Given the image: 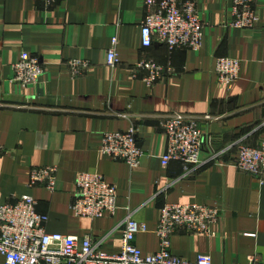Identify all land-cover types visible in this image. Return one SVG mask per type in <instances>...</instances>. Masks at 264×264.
<instances>
[{
    "label": "crops",
    "instance_id": "crops-1",
    "mask_svg": "<svg viewBox=\"0 0 264 264\" xmlns=\"http://www.w3.org/2000/svg\"><path fill=\"white\" fill-rule=\"evenodd\" d=\"M229 6L228 0H197L201 48L170 54L163 45L142 47L146 10L139 0H58L50 10L34 0H0V205L28 195L47 216L48 233L89 236L108 254L121 249L128 212L145 224L134 245L149 254L159 248L163 205L215 206L221 219L214 236L178 231L171 254L190 261L208 255L212 264H245L256 256L264 263V185L234 167L239 146L264 143V0H254L258 21L251 29L224 27ZM114 37L119 63L110 69L105 59ZM23 52L43 69L38 84L25 90L11 82ZM223 57L240 61L231 89L221 87L214 72ZM72 60L89 68L74 78L67 66ZM141 60L170 65L174 74L147 87L146 72L135 70ZM173 115L196 122L203 135L202 164L188 171L178 162L161 165L162 126ZM130 127L142 151L135 169L99 153L103 133ZM45 167L57 169L55 191L27 188L30 171ZM81 173H98L116 186L114 216L73 215Z\"/></svg>",
    "mask_w": 264,
    "mask_h": 264
},
{
    "label": "built area",
    "instance_id": "built-area-1",
    "mask_svg": "<svg viewBox=\"0 0 264 264\" xmlns=\"http://www.w3.org/2000/svg\"><path fill=\"white\" fill-rule=\"evenodd\" d=\"M58 0H34L43 9L50 8ZM146 10L140 25V39L143 48L154 44L167 47L171 54L176 50L198 51L202 46L203 24L197 9V0H139ZM225 28L251 29L258 21L254 0H228ZM118 40H111L106 53L105 64L115 68L118 63ZM72 77L87 71L89 63L84 60L67 62ZM137 72L147 76L142 81L151 87L157 81L170 77L174 69L141 60L135 66ZM11 82L20 89L37 85L43 69L34 56L21 53L12 66ZM214 72L218 84L231 89L240 74V61L231 58H217ZM208 118V117H207ZM166 137V151L161 165L170 162L181 163L188 171L202 164L203 135L198 124L182 116L168 117L162 126ZM4 149L0 146V156ZM99 153L113 161L125 163L130 169L139 166L142 151L137 144V130L130 127L124 132L102 134ZM238 172L255 177L264 185V143L259 147L239 146L234 164ZM57 180L55 167L34 168L30 171L27 188L44 187L54 192ZM117 189L98 173H81L75 182V193L70 210L80 219L98 220L115 215ZM37 202L28 195L12 199L0 205V258L3 264H212L211 257L200 254L190 261L176 257L170 252V239L178 231L192 235L213 237L212 228L221 219V210L215 206L198 204L167 203L160 208L155 234L159 248L155 253L143 254L135 245V237L146 231L144 223L134 220L127 213L121 229V249L116 254L102 251L91 237L82 239L57 233H48L46 215L37 210ZM239 264V263H230ZM245 264H264L256 256L247 257Z\"/></svg>",
    "mask_w": 264,
    "mask_h": 264
}]
</instances>
